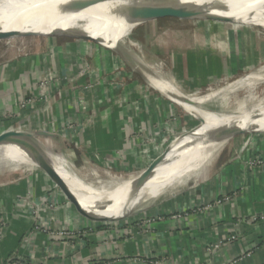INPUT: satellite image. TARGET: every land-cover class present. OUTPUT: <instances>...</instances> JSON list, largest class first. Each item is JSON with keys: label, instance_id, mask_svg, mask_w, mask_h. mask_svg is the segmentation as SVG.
I'll return each instance as SVG.
<instances>
[{"label": "rangeland", "instance_id": "1", "mask_svg": "<svg viewBox=\"0 0 264 264\" xmlns=\"http://www.w3.org/2000/svg\"><path fill=\"white\" fill-rule=\"evenodd\" d=\"M181 11L169 12L174 16L146 22L136 27L130 39L136 42L138 48L128 47L123 43L119 52L99 45L102 43V36L101 39L94 41L88 37L55 34L48 37L16 38L8 42L0 40V69L19 64L23 68H28L34 62L36 69L39 66L45 69L44 72L39 73L41 75L36 83L37 96L28 94V97L15 104L14 111L5 115V118L14 119L12 117H18L22 109L33 108L40 102L41 110L37 115L42 116V119L38 120L40 128H35L38 132L19 129L18 126L13 130L34 135L42 133L39 135L42 139L48 142L56 141L58 148H61V142L66 140L79 151L81 158L90 159L93 166L118 174L143 172L140 170L146 169L151 161L181 141L184 144L187 140L188 143L179 153L188 150L203 138L199 136L194 139L197 133L210 132L211 124L206 121L216 123V119L205 114L204 116L188 115V102L184 104L175 100L169 101L165 98L166 92L160 84L158 83L159 87L151 84L146 74L151 76V73L158 71L161 80L172 82L184 96L205 93L209 88L223 89L227 84L247 74L245 70L248 67L256 66L254 68L258 69L264 63V28L228 19L180 14ZM4 27L5 23L0 22V30ZM227 41H233L234 45H230ZM212 42H219L218 47L224 45L226 50L220 49L219 52ZM230 46L234 48L232 53ZM44 65L48 66L47 69L42 67ZM231 73L235 74L234 77L227 78L223 82V79ZM53 88L56 89V96L60 98L59 105L62 107L60 109L64 112L62 128L57 127L56 115L52 112ZM256 93L257 96L264 93V83L257 87ZM241 96L239 93V97ZM206 108L216 110L212 105H207ZM233 110L231 108L227 111ZM69 111L71 112L67 115ZM107 117H112L110 123ZM116 117H119L123 131L120 139L117 141L112 138L105 147L103 144L96 147L94 141L86 137V133L97 132L105 127L114 131L117 125L114 120ZM213 130L216 129L213 128L211 132ZM254 134L230 137L210 164L207 178H211L214 172H218L231 161L230 159L234 157L231 152L236 141L239 148L250 135ZM102 148L105 150L101 151ZM211 149L207 150V154L205 151L198 162L205 160ZM43 150L39 149L30 160H27V164L22 165L23 160L18 155H14L0 160V166L26 167ZM237 160L248 171L264 170V157L259 154L250 155L243 161ZM70 161L69 157L63 158L50 167L64 179H72ZM176 165L177 163L172 166ZM82 173L87 175L83 171ZM18 177L17 173L0 174V182L17 185L24 183L27 187V192L18 194L15 198L14 217L17 214L30 216L32 213L30 219L35 222V213L38 215L40 209L45 211L48 207H60V204L56 203L49 206L44 203L45 201H41L37 207V204L33 203L35 183L40 182L42 186L44 194L42 198L52 193L54 189L59 190L42 171H33L31 176L23 179ZM86 177L97 185L101 196L115 206L138 204V200L140 203L145 201L142 196L133 203L134 200L129 197L127 191L107 187L101 183L98 186L97 179L93 180L88 175ZM72 207L74 208L73 205ZM26 210L31 212L27 213ZM141 216L143 218L138 222L137 227H142L140 231H150V225L155 219L148 217L147 212ZM132 219L133 217L100 224L111 226ZM6 222L0 220V229H9V222L6 227L3 226ZM58 227L57 224H48L50 229ZM61 230L65 229L61 228Z\"/></svg>", "mask_w": 264, "mask_h": 264}, {"label": "crops", "instance_id": "2", "mask_svg": "<svg viewBox=\"0 0 264 264\" xmlns=\"http://www.w3.org/2000/svg\"><path fill=\"white\" fill-rule=\"evenodd\" d=\"M227 42L234 45L233 41ZM217 43L219 42L212 45L220 52ZM233 51L234 48L230 46V53ZM44 66L42 67L47 69L48 66ZM44 71L40 66L36 69L35 62L28 68L19 64L0 69V134L15 126L38 132L35 128H40L38 120L42 119V116L37 115L41 110L40 102L33 108L22 109L18 117H12L14 119H7L5 115L14 111L15 104L28 97V94L37 96L36 83L41 75L39 73ZM56 95V89L53 88L52 112L56 115L57 127L62 128L64 112L60 109V98ZM116 118L114 131L105 127L97 132L86 133V137L93 140L96 147L101 144L105 147L112 138L118 141L123 131L119 117ZM106 119L110 123L112 117ZM35 139L41 143L47 141L41 136ZM201 140L188 150L176 154L167 166L179 164L188 158ZM64 141L66 140L61 142L62 147L58 148V143L52 140L58 153L65 151ZM237 144L236 141L231 152L234 156L231 161L218 172H214L209 179H161L169 187L184 188L178 192L166 193L159 185L144 180L134 184L109 185L95 179L98 186L103 184L127 191L134 200L133 203L142 196L145 198L144 202L140 203L138 200V204L133 205H113L101 196L97 185L82 173V177L88 180L89 189L95 193V198L106 204L121 209H149L146 211L147 216L155 220L148 232L140 231L141 226L137 227L143 213L134 216L131 221L118 222L111 226L101 225L79 215L59 190L54 189L42 198L44 194L40 182L35 183L33 203L37 204L36 207L41 201L49 206L60 204V207H48L45 211L40 209L35 222H32L29 215L17 214L14 217L15 198L18 194L27 192V187L24 183L17 185L1 181L0 220L7 221L6 226L9 222V229H5L6 236L0 241V264H264V170L248 171L237 160L243 161L256 154L264 157V134L250 135L239 148ZM68 145L72 146L69 143ZM100 150L104 151L105 148ZM168 150L169 148L166 152ZM37 151V148L28 146L22 140L7 142L0 148V160L18 155L24 165ZM76 152L80 156L79 151ZM77 159L79 160L78 157ZM198 160L194 163L204 161ZM55 162H45L32 170V173L42 171L44 166L50 167ZM71 171L73 179L76 170L72 167ZM24 173L26 172L18 175ZM72 179L64 181L87 210L103 217H117L118 212L103 210L93 200L94 196L82 192ZM48 224H57L59 227L50 229ZM61 228L72 234L69 237H57L56 233ZM233 236L235 239L228 241ZM217 244V249L208 251Z\"/></svg>", "mask_w": 264, "mask_h": 264}, {"label": "bare ground", "instance_id": "3", "mask_svg": "<svg viewBox=\"0 0 264 264\" xmlns=\"http://www.w3.org/2000/svg\"><path fill=\"white\" fill-rule=\"evenodd\" d=\"M175 10H182L180 14L189 13L228 19L233 22L258 25L264 28V0H0V22L5 23V27L0 30V40L8 42L16 38L48 37L55 34L56 36L88 37L94 41L101 39L102 36L103 40H101V44L98 43L99 45L105 49L119 52L123 43H126L128 47L138 48L136 42L130 39L136 27L156 19L172 17L174 15H170L169 12ZM95 42L97 43V41ZM220 49L225 51L226 46L221 45ZM254 67L256 66L248 67L245 70L247 74L235 79L223 89L214 90L209 88L205 93L200 92L198 95L193 93L189 96L182 95L179 88L173 85L172 82L161 80L157 74L158 71L151 73V76L148 73L146 74L151 84L156 87H159L158 83L160 84L166 92V99L183 102L184 104L188 102V115L195 116L199 114L204 116L205 114L216 119V123L206 121L211 124L210 132L203 131L202 135L199 134L200 132L197 133L196 137L193 138L197 139L202 136V142L188 158L182 160L176 166L167 165L181 149L186 147L187 140L184 141V144L181 141L170 148L152 170L143 169L140 170L143 172L118 174L93 166L90 159L84 160L81 158L76 152L77 150L68 145L66 141H64L65 151L58 153L53 142L47 140L45 143H41L35 139L39 138L36 136L17 140H22L28 146L38 150L40 148L44 149L40 155L26 167H0V174L9 175L26 172L19 176L24 177L31 175L32 170L42 166L45 162L47 164L69 157L71 166L76 170L72 180L81 191L94 196L93 200L103 210L119 213L116 218H108L90 212L82 205L77 195L61 175L58 174L78 201L79 210L77 213L79 215L85 219L89 218L87 220L91 219L90 221L104 220L103 222L108 223L129 219L144 213L149 209L140 211L136 207L116 208L97 197L95 198V193L89 189L88 180L82 177V171L88 176L109 185H117L118 183L134 184L143 180L152 182L159 185L166 193L182 191L184 188L169 187L161 180L162 178L173 181L206 179L210 164L231 137L228 134L230 129L241 128L264 132V93L259 96L256 95L257 87L264 83V63L258 69ZM251 69H254L253 72ZM234 75L232 73L227 75L223 82L227 78L234 77ZM239 93H241V97H239ZM207 105H212L213 109L216 108V110L206 108ZM247 106L250 107L247 108ZM231 108L234 110L228 112L227 110ZM198 119L202 121L201 118ZM213 128L216 130L211 132ZM210 148H212L211 151L202 163H194L195 160H198L197 157L200 158ZM145 208L149 207L145 206Z\"/></svg>", "mask_w": 264, "mask_h": 264}, {"label": "water", "instance_id": "4", "mask_svg": "<svg viewBox=\"0 0 264 264\" xmlns=\"http://www.w3.org/2000/svg\"><path fill=\"white\" fill-rule=\"evenodd\" d=\"M248 133L258 134L260 132L255 131V130H245V129H241V128H232L228 132V134L231 135V137L237 136V135L248 134ZM33 136H39V134H35L34 135V134L29 133V132H22V131H17V130L10 129V130H7L6 132L0 134V146L3 145L4 143L8 142V141H14V140H17V139H20V138L29 139V138H32ZM165 152H166V150H165ZM162 155L161 156H158L156 159H154L146 167V169L148 171L151 170V169H153L156 166L157 162L161 159ZM42 172L59 189V191L74 206L75 210L78 212V210H79L78 201L76 200V198L74 197V195L72 194V192L70 191V189L68 188V186L66 185V183L58 175L57 171L54 168H52V167L44 166ZM87 219H89V218H87ZM93 221L98 222V223H101L104 220H93Z\"/></svg>", "mask_w": 264, "mask_h": 264}, {"label": "built area", "instance_id": "5", "mask_svg": "<svg viewBox=\"0 0 264 264\" xmlns=\"http://www.w3.org/2000/svg\"><path fill=\"white\" fill-rule=\"evenodd\" d=\"M28 209H30V208H28ZM26 212L27 213H30L31 211H28V210H26ZM32 215V213L30 214V216ZM37 214L35 213V218H37ZM3 226H5L6 227V224H3ZM36 229H38L37 227H36ZM4 233H5V229L3 230V229H0V240L1 239H3V237H4ZM71 233H68V232H66L65 230L64 231H59V232H57L56 233V235H57V237H59V238H64V237H69V235H70ZM235 239V237L233 236V237H231L230 239H228V241L229 240H234ZM219 247V245L217 244V245H214V246H212V248L211 249H209L208 251H213V250H215V249H217Z\"/></svg>", "mask_w": 264, "mask_h": 264}]
</instances>
